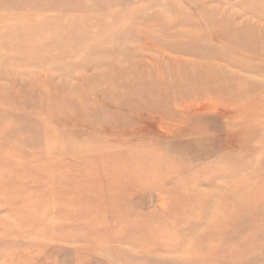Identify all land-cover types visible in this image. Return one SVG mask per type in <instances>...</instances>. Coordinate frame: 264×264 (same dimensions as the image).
<instances>
[{
    "label": "rangeland",
    "instance_id": "1",
    "mask_svg": "<svg viewBox=\"0 0 264 264\" xmlns=\"http://www.w3.org/2000/svg\"><path fill=\"white\" fill-rule=\"evenodd\" d=\"M0 264H264V0H0Z\"/></svg>",
    "mask_w": 264,
    "mask_h": 264
}]
</instances>
